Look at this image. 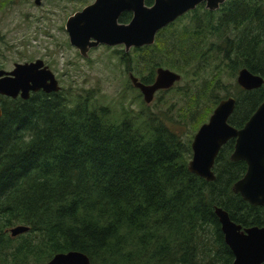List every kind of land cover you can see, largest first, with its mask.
Listing matches in <instances>:
<instances>
[{"label": "trees", "instance_id": "obj_1", "mask_svg": "<svg viewBox=\"0 0 264 264\" xmlns=\"http://www.w3.org/2000/svg\"><path fill=\"white\" fill-rule=\"evenodd\" d=\"M181 18L153 44L132 48L144 62L139 80L151 83L163 65L190 74L191 84L210 63L233 76L246 68L263 82L249 90L235 83L228 122L242 127L264 100V0H225L213 11L201 3ZM119 53L127 70L141 62ZM216 73L160 91L185 96L170 104L176 114L143 100L137 112L115 110L96 103L93 89L0 95V264H44L69 250L91 264H231L214 207L247 227L264 226V205L232 191L246 170L230 159L233 139L215 158L214 180L188 170L193 135L224 98L214 92L223 87ZM19 224L28 230L11 235Z\"/></svg>", "mask_w": 264, "mask_h": 264}, {"label": "water", "instance_id": "obj_2", "mask_svg": "<svg viewBox=\"0 0 264 264\" xmlns=\"http://www.w3.org/2000/svg\"><path fill=\"white\" fill-rule=\"evenodd\" d=\"M39 2V0H35ZM225 0H153L146 5L144 0H95L67 19L66 28L70 43L77 47L82 56L98 44L123 45L125 50L154 42L156 33L178 16L204 2L209 10L217 9ZM131 11L128 22H118L123 11ZM42 61L16 64L10 71L0 69V95L27 99L30 92L42 89L56 92L60 89L51 71L37 70ZM130 82L142 94L145 103H150L154 94L171 87L179 81L180 74L168 68L157 67L154 81L141 82L132 72ZM236 82L249 90L262 85L263 78L246 68L238 71ZM235 108V98L227 96L219 100L208 119L203 122L191 141L192 155L188 170L208 181L214 180L212 167L223 144L233 139L231 160H243L246 170L232 184V191L252 205H264V100L243 124L236 128L228 122ZM2 109L0 106V116ZM214 213L220 224L224 241L233 254L231 264L264 263V226H247L234 222L221 207L215 206ZM11 235L28 230L19 224L9 229ZM44 264H91L89 257L77 250L54 254Z\"/></svg>", "mask_w": 264, "mask_h": 264}, {"label": "rangeland", "instance_id": "obj_3", "mask_svg": "<svg viewBox=\"0 0 264 264\" xmlns=\"http://www.w3.org/2000/svg\"><path fill=\"white\" fill-rule=\"evenodd\" d=\"M2 1L3 0H0V4ZM23 1L24 0H6V5L3 9H1L2 6H0V23L2 22L1 25L3 26L4 31L9 28L11 18H13L15 13L14 8L16 7L13 8V5L15 4L17 8H21L20 5L23 4ZM188 21L189 17H183L176 24L177 26H181ZM12 36V34H9L8 38L5 39V42L0 41V63L6 67H11L14 61L25 60L31 56L33 57L34 55L45 53V49L47 48L50 49V45H48L49 43H44L45 39L41 38V40L44 39V41H41L40 44L31 43L29 41L30 45L28 46V49H24L21 53H17L15 52L17 49L11 47ZM119 50H123V47L98 46L90 50L87 58L82 57L80 59V68H77V70L71 68L68 74H66V77L61 79L62 89L64 91L93 89L96 103L111 105L115 110H120L122 106L132 108L136 112L141 110V100H143L142 94L136 87L129 85L128 81H130V79L127 73V71L132 72V74L139 79L140 76L145 75L144 62H142V57H139L141 53L135 55L131 48L128 50L127 53H129L131 59L138 57L141 62L140 64L137 63V61L130 62L132 69L127 70L125 68L126 63L122 62L120 59L121 54L119 53ZM216 65H219L221 68L216 70ZM162 67L166 66L163 65ZM216 71V75L221 76L223 87L218 89L215 88L214 92L221 97H226L227 95L232 96L233 93H236L235 83L237 74L233 76L227 69L225 70V68L222 67L221 63L216 62L210 63L204 70L203 75L194 77V82L192 84L190 83V79L193 77L190 76V74H180V80L177 81L175 87L184 85L195 86L196 84H201L204 77H212ZM197 78H201V82L200 79L197 80ZM183 97L185 98L181 92L175 90H171L164 94L158 91L150 103L147 104L144 100L143 102L155 111L176 114V106L170 108V104L182 100ZM184 103L185 102H182V104ZM190 132L191 129L187 126L186 129L181 132V135L186 138L191 134Z\"/></svg>", "mask_w": 264, "mask_h": 264}, {"label": "flooded vegetation", "instance_id": "obj_4", "mask_svg": "<svg viewBox=\"0 0 264 264\" xmlns=\"http://www.w3.org/2000/svg\"><path fill=\"white\" fill-rule=\"evenodd\" d=\"M5 1L6 0H3L2 3L0 4V6H2L1 9H3V7L6 5ZM93 1L95 0H39V2H36L35 0H24L22 2L23 4L20 5L21 8H17V6L14 4L13 8L14 7L16 8H14L15 13L13 15V18H11V22L9 23V28H8L9 32L8 29L4 31L3 26L1 25L2 22L0 23V41L5 42V39L8 38L9 34H12L13 36L11 37L12 39L11 47L17 49L15 51L17 53H21L22 50L28 49V46L30 45L29 41L31 43L40 44L41 41H44V39H45L44 43H49L48 45H50V49L47 48L45 49V53L34 55L33 57L31 56L30 58L25 60L14 61L11 67H6L2 63H0V69L5 71H10L15 67L16 64L30 63V62H35L36 60H41L42 64L37 68V70L46 68L49 71H51L55 79L57 80L60 89H62L61 79L66 77V74H68L71 68L73 70H77V68H80V59L82 57L87 58L89 51L92 50L93 48H96L98 46H109L106 44H98L97 46L92 47L88 50L87 56H82L80 50L70 43L69 33L66 28L67 19L76 12L81 11L83 7H85L88 4H91ZM152 3L153 0L150 4H146V3L145 4L152 5ZM202 3L205 7V3L204 2ZM189 11L178 16L174 21H176L178 18H181ZM123 13L124 15L130 13L129 19L131 18L132 15L131 11L128 10L121 12V14L118 17V22L120 23H126L129 21V19L125 21H122L120 19ZM41 38L44 39L41 40ZM115 46H122L123 51L125 53H127L128 50L130 49L129 48L128 50H125L123 45H115ZM132 48L134 47H131V49ZM158 67H162V66H158ZM127 73H129V71H127ZM155 76H156V69H155L154 78ZM176 83L177 82H175L172 86H174ZM145 84H150V83H145ZM171 87L167 89H170ZM167 89H161L158 91L167 90ZM37 91H43V90L39 89Z\"/></svg>", "mask_w": 264, "mask_h": 264}]
</instances>
